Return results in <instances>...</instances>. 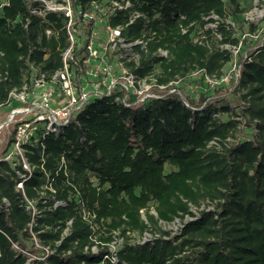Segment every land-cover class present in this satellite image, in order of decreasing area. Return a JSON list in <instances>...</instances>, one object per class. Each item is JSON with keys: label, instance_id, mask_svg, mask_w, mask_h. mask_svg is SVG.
Returning <instances> with one entry per match:
<instances>
[{"label": "trees", "instance_id": "16d2710c", "mask_svg": "<svg viewBox=\"0 0 264 264\" xmlns=\"http://www.w3.org/2000/svg\"><path fill=\"white\" fill-rule=\"evenodd\" d=\"M131 3L147 22L126 24L121 12L109 24L123 26L125 42L141 40L145 47L131 46L136 60L120 59L117 51L109 59L116 57L131 74L146 79L149 90L165 88L140 103L130 89L129 105L117 88L87 104L62 133L46 136L42 157L41 147H26L34 168L23 183L24 194L40 210L31 229V215L15 189V170L22 168L0 162V264H108L106 244L114 232L123 238L117 264H264V49L249 52L235 85L220 86L228 97L218 104L182 99L174 84L194 71L223 73L231 55L220 45L238 43L225 20L245 11L241 0ZM33 5L0 0L2 106L32 67L47 73L59 68L68 45L61 16L42 19L30 13ZM212 23L214 28L207 26ZM47 28L54 34L47 36ZM248 28L253 31V24ZM80 60L78 52L75 74L81 72ZM229 96L238 103L232 106ZM47 182L53 194L43 188ZM51 196L65 206L52 207ZM174 220L181 223L177 234L160 228ZM145 232L153 238L141 244L130 235ZM32 234L41 247L53 250L46 263L27 262L21 252H42ZM94 237L103 244L96 253L90 250Z\"/></svg>", "mask_w": 264, "mask_h": 264}, {"label": "built area", "instance_id": "2783aa9c", "mask_svg": "<svg viewBox=\"0 0 264 264\" xmlns=\"http://www.w3.org/2000/svg\"><path fill=\"white\" fill-rule=\"evenodd\" d=\"M28 1L36 3L30 8V13L35 16L42 19L50 13L61 16L64 34L68 42L66 48L61 52V65L59 68L47 73L32 67L28 79L21 87L11 89L6 104L0 105V110H6L0 128L10 126L8 130L9 139L1 145L3 149L0 150V162H7L13 169L18 166L22 168V170H15L17 175L15 189L21 192L24 198L25 210L31 215V221L28 224L31 229L35 224V216L39 214L40 210L36 207L35 202L28 200L24 194L23 183L30 177L34 168V165H31L27 159L26 147H41L40 156L42 157L43 139L46 136H56L62 133L75 121L77 114L87 104L95 98L111 96L117 88L124 91V95L120 100L125 105H129L127 95L130 89L135 96V103H140L147 97H158L159 95L149 93L150 84L146 79H139L131 74L122 61L118 62L117 73L113 72L111 63H109L110 52L117 51V56L120 59L130 57L136 60L138 55L132 52L131 46L141 44V48L145 47L141 40L134 43L125 42L122 36L123 26L112 27L109 24L110 17H114L121 12L126 14V24H131L138 19L147 22L144 13L133 9L131 0ZM254 1L260 2L261 6L264 4V0ZM258 11L264 22V6ZM209 17L217 19L215 15ZM228 19L225 20L226 26L231 28L234 31L233 34L238 37L236 45H220L221 49L228 50L231 55L230 70L220 76H211L200 70L192 73L199 74L211 86L231 82L235 85L242 66L250 59L249 52L259 48L264 49V24L263 27L259 28L258 24L251 21L247 13H244L242 14V23L248 26L252 23L254 30L250 31L248 29L243 33L235 34L237 29L234 27V23L227 21ZM99 25H101L100 31ZM207 26L214 28L215 24L212 23ZM45 33L50 36L54 34V30L47 28ZM103 39L105 42L101 41ZM127 49L130 54L126 52ZM78 52L81 54L82 68L80 73L75 74L74 57ZM158 53L163 57L166 56V52L163 50H159ZM141 81L148 83L146 90L149 92L146 94L142 89L137 90ZM176 83H179V80L174 81V84ZM157 88L161 91L165 86L158 85ZM174 90L171 89L169 92ZM115 99L117 100L119 97ZM185 104L188 106L187 103ZM60 166L65 167L63 158ZM43 188L48 189L51 194L55 192L51 187V182H47ZM51 197L52 207L65 206L64 201H56L53 200V196ZM48 200V198H45L43 202ZM87 222H89L91 228H96L92 222L89 220ZM67 224L69 225L70 221ZM130 235L135 236L134 234ZM154 237H158V234ZM32 238L35 246L42 248V252L38 255L31 254L27 250H21V252L27 257V262L36 260L46 263L48 255L53 250L48 246L41 247L39 239L34 234H32ZM152 238L151 234L145 232L141 236H135V242L141 244ZM122 241L123 238L119 237L117 232H114L112 241L106 244L108 253L104 255V260H107L108 264H117L116 251L121 246ZM93 242L94 244L90 250L96 253L102 243L96 237L93 238ZM12 246L17 249L16 244H12Z\"/></svg>", "mask_w": 264, "mask_h": 264}, {"label": "rangeland", "instance_id": "374dc122", "mask_svg": "<svg viewBox=\"0 0 264 264\" xmlns=\"http://www.w3.org/2000/svg\"><path fill=\"white\" fill-rule=\"evenodd\" d=\"M242 2V6L243 8H245V11L242 13H247V15L249 16L250 20L253 21L255 24H258V27H263L264 22L262 21L259 11L261 9V7L264 6V4H262L260 2H256L253 1L252 3H250L249 1L246 2L245 0H241ZM257 5V7H256ZM258 13V15H257ZM242 14L237 18H229L227 21H231L232 23H234V27L237 29V31H235V34H239V33H243L245 31H248V25L247 24H243L242 23ZM101 30V25H99V31ZM102 42H105V40H101ZM128 54H130V51L127 49L126 51ZM109 63H111V67L113 69L114 73H117V70L119 68L118 66V62L115 58H111L109 59ZM230 70V65L229 63L227 64V66H225V68L223 69V73H227ZM177 87H180V92L175 91L177 94H179V96L182 99H185L187 96L190 98H193L194 100H199L201 97L204 98V102L203 105L206 103H220L223 102V99H226L228 96L225 95V93L222 91L221 89V85H214L211 86L209 85L199 74H191L189 77H187L186 79H183L182 81H180L179 83H176ZM147 86L148 83H146L145 81H141L139 84V88L138 89H142V91H144V93H148L149 91H147ZM143 93V94H144ZM149 93H154L156 95H160L162 93V91H151ZM230 97V96H229ZM230 103L231 105H236L238 103V99L235 96H231L230 97ZM1 111V110H0ZM223 118L225 117L224 115L222 116ZM3 118L0 115V123L2 122ZM243 125H240V129H242ZM10 129V126L8 127H3L0 128V150L3 149V147H1V145H3V143H5L6 141H8L9 137H8V130ZM205 205L203 204L201 206V208H204ZM193 212H196V209L192 208ZM180 221L178 220H174L173 222L170 223H160V228L162 230L168 231L171 233V235H175L178 233L179 228H180ZM135 237V236H134ZM135 240V239H134Z\"/></svg>", "mask_w": 264, "mask_h": 264}]
</instances>
